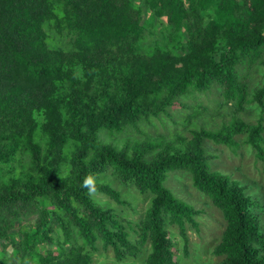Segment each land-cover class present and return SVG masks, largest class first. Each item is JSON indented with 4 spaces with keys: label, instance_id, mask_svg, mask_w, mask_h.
<instances>
[{
    "label": "trees",
    "instance_id": "trees-1",
    "mask_svg": "<svg viewBox=\"0 0 264 264\" xmlns=\"http://www.w3.org/2000/svg\"><path fill=\"white\" fill-rule=\"evenodd\" d=\"M146 8L167 16L153 43L146 35L156 34V24L142 21ZM215 29H225L223 46ZM49 31L66 37L61 47L52 46ZM260 54L264 0H0V237L6 252L13 246L5 263L33 264L37 254L39 264H91L100 243L112 245L119 260L137 254L125 220L95 196L119 201V190L97 178L95 192L82 186L85 175L111 164L120 181L152 194L139 224L140 243H150L148 264H178L166 225L177 223L185 235V219L193 220L192 206L164 183L170 170L188 171L227 221L212 251L222 256L216 264H264V202L211 171L202 146L205 139L236 146L235 135L245 133L264 156L263 120L194 129L184 150L165 146L151 158L144 155L151 145L129 154L98 141L101 130L121 132L158 116L214 80L240 104L237 64ZM256 98L264 104V84ZM35 109L45 112L44 123L33 118ZM44 243L47 254L39 250Z\"/></svg>",
    "mask_w": 264,
    "mask_h": 264
},
{
    "label": "rangeland",
    "instance_id": "rangeland-1",
    "mask_svg": "<svg viewBox=\"0 0 264 264\" xmlns=\"http://www.w3.org/2000/svg\"><path fill=\"white\" fill-rule=\"evenodd\" d=\"M143 1V0H142ZM188 4L190 0H185ZM142 21H153L156 25L151 32L147 33V39L153 43L154 38H162V27H165L166 18L163 14L156 15L151 9H145ZM215 18L212 9L211 13ZM209 20L205 18V22ZM216 36L221 46L226 43L228 36L225 29H215ZM219 32V33H218ZM183 35V32H181ZM186 34L184 37L186 39ZM50 43L52 46L61 47L66 37L58 34L57 31H49ZM237 64V75L241 86L245 89V100L238 104L226 97L225 87L218 80H214L206 89L190 90L186 95L180 96L167 108L166 112L158 116H150L141 120L137 125L126 127L121 132L101 130L98 133V141L101 144H111L119 151H126L131 154L134 150L147 149L153 146L152 152L144 154L146 158L153 157L163 147L169 146L172 151L184 150L188 140L192 137V130L206 128L218 130L228 125L235 119L248 123L264 122V104L256 98L258 88L264 84V66L260 56H241ZM34 119L39 124L46 120L43 110H34ZM58 116V112L56 113ZM39 130L41 134L42 130ZM236 146L224 142H216L213 139L203 141V149L207 156L208 167L211 171H219L230 175L233 179L239 180L240 184L246 187V192L258 196L264 202V156L258 154L250 143L246 141L245 133L235 135ZM264 147V143L262 145ZM69 148H66L68 150ZM70 153V150H69ZM70 167L66 170L69 172ZM97 179L110 182L120 192L121 200L117 201L108 195L100 193L95 196L104 201L107 206H112L115 212L122 217L126 230L129 232L128 241L138 246L137 254L128 253L126 257L119 260L112 245L103 247L100 243L98 249L91 255V264H148L147 254L150 250L149 241L140 243V222L143 221L147 208L150 204L152 194L138 190L134 184L120 181L114 174L111 164L100 169L96 175ZM165 185L174 195L184 203L191 205L194 210L191 219H185V235L177 223L169 222L166 229L170 232L175 243V260L178 264H216L222 258L213 254V249L221 240L227 227V221L222 211L213 203L207 194L194 185L191 174L186 170H170L164 181ZM262 226L264 229V213L261 214ZM36 220V214L27 216L25 222L31 224ZM4 237H0V264L5 263V257L12 253L13 246L9 244L7 252L2 245ZM16 241H22V236L17 235ZM45 254L48 253L46 243L39 248ZM6 256L2 258V255ZM188 253V254H187ZM17 254V253H16ZM21 255L22 253H18ZM28 257L20 262L27 263ZM33 264H39L38 255H34ZM42 264V263H41Z\"/></svg>",
    "mask_w": 264,
    "mask_h": 264
},
{
    "label": "clouds",
    "instance_id": "clouds-1",
    "mask_svg": "<svg viewBox=\"0 0 264 264\" xmlns=\"http://www.w3.org/2000/svg\"><path fill=\"white\" fill-rule=\"evenodd\" d=\"M82 186L87 189L89 193L96 191V177L93 174L85 175L82 180Z\"/></svg>",
    "mask_w": 264,
    "mask_h": 264
}]
</instances>
